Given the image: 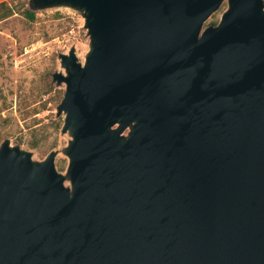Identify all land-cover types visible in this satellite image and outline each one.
<instances>
[{
	"label": "water",
	"instance_id": "1",
	"mask_svg": "<svg viewBox=\"0 0 264 264\" xmlns=\"http://www.w3.org/2000/svg\"><path fill=\"white\" fill-rule=\"evenodd\" d=\"M30 7L90 44L53 74L66 174L0 147V264H264V0Z\"/></svg>",
	"mask_w": 264,
	"mask_h": 264
},
{
	"label": "rangeland",
	"instance_id": "2",
	"mask_svg": "<svg viewBox=\"0 0 264 264\" xmlns=\"http://www.w3.org/2000/svg\"><path fill=\"white\" fill-rule=\"evenodd\" d=\"M227 9L225 2L205 27ZM0 17V147L9 140L36 161L58 151L56 167L66 174L69 160L62 150L70 138L61 133L64 115L57 117L65 85L57 86L53 74L65 73L59 56L73 47L84 63L90 44L85 19L65 7L33 10L30 0H0Z\"/></svg>",
	"mask_w": 264,
	"mask_h": 264
},
{
	"label": "trees",
	"instance_id": "3",
	"mask_svg": "<svg viewBox=\"0 0 264 264\" xmlns=\"http://www.w3.org/2000/svg\"><path fill=\"white\" fill-rule=\"evenodd\" d=\"M2 5V4H1ZM26 15H27V17L29 18V19H31V20H34L35 19V13L34 12H31V11H27L26 12ZM1 18L2 17H0V20H1ZM219 22H217V21H214V22H212L210 25H217Z\"/></svg>",
	"mask_w": 264,
	"mask_h": 264
}]
</instances>
